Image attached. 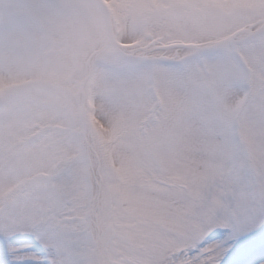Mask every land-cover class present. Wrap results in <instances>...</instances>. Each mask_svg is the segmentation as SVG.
I'll return each instance as SVG.
<instances>
[{"label":"snow or ice","instance_id":"1","mask_svg":"<svg viewBox=\"0 0 264 264\" xmlns=\"http://www.w3.org/2000/svg\"><path fill=\"white\" fill-rule=\"evenodd\" d=\"M0 264H264V0H0Z\"/></svg>","mask_w":264,"mask_h":264}]
</instances>
